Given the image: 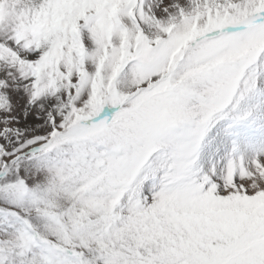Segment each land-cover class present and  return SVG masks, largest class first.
Returning a JSON list of instances; mask_svg holds the SVG:
<instances>
[{
  "label": "snow or ice",
  "instance_id": "snow-or-ice-1",
  "mask_svg": "<svg viewBox=\"0 0 264 264\" xmlns=\"http://www.w3.org/2000/svg\"><path fill=\"white\" fill-rule=\"evenodd\" d=\"M0 264H264V0H0Z\"/></svg>",
  "mask_w": 264,
  "mask_h": 264
}]
</instances>
